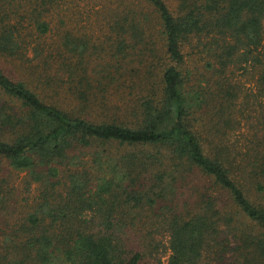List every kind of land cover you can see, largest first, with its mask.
I'll use <instances>...</instances> for the list:
<instances>
[{"label":"trees","instance_id":"obj_1","mask_svg":"<svg viewBox=\"0 0 264 264\" xmlns=\"http://www.w3.org/2000/svg\"><path fill=\"white\" fill-rule=\"evenodd\" d=\"M140 1L168 60L151 78L146 12L114 11L115 56L89 68L86 42L67 33L53 51L27 47L0 0V56L26 74L0 68V264H161L154 245L130 238L152 221L165 233L166 264L207 255L208 264H264V0ZM192 40L205 60L201 81L187 83L180 66ZM234 70L253 85L240 100ZM129 82L137 92L125 97ZM111 91L129 119L106 106ZM48 92L71 106L44 100ZM96 109L110 113L86 117ZM245 125V143L230 141ZM17 189L36 192L21 211Z\"/></svg>","mask_w":264,"mask_h":264},{"label":"rangeland","instance_id":"obj_2","mask_svg":"<svg viewBox=\"0 0 264 264\" xmlns=\"http://www.w3.org/2000/svg\"><path fill=\"white\" fill-rule=\"evenodd\" d=\"M165 1L170 9L174 8L173 0ZM3 7L6 14L5 22H8V25L15 28L13 33L18 36L19 39H23L27 43V47H32V45L37 42L38 52L53 51L65 33L71 35L72 38L84 40L86 42L84 54L89 60L87 63L89 68L98 64L102 65L104 61L108 60L109 56H115L114 45L117 41V36L116 33L109 28L112 20L111 15L114 11H119L121 13L129 12V16H133V12H146L147 18L141 15V22H143L141 27L142 31L145 33L142 32V34L145 42L151 40L157 49L156 57L148 58V60H152L150 63L152 64L153 73L151 72L147 77L151 78L156 71L168 62L167 58H165L166 56L163 54L162 41L159 36V25L155 18V14L140 0H5ZM35 21H43L47 24L45 33L38 32L35 27ZM262 23L264 28V19ZM124 39L126 44H131L133 42L129 35H126ZM190 43L191 46L185 45L183 48L185 58L183 64L180 66V70L182 76L187 77V83H196L201 81L197 75L203 68L205 50L201 46H198L195 40L190 41ZM193 45L196 47H193ZM136 48L137 46L133 49L125 47L123 50L128 53H136ZM0 68H2L8 76L26 77V74L21 72L22 68L17 62L3 56H0ZM232 78L240 83L239 100L245 95L248 89L254 92L252 81H249V75H243L241 70H234ZM148 79L149 78L143 81ZM129 84L131 85V82L125 86L126 88H124L123 95L131 91L135 86L129 89ZM132 91L137 92V89ZM141 93H144V91H141ZM118 95L122 94L111 91V93L107 95L108 101L106 106L109 107L111 111H114L115 115L120 119H122V116H124L125 119H129L131 115L125 110L124 104L120 102L121 100ZM263 96L262 94V97ZM68 99L72 100L70 96L67 98L63 94H53L50 92H48L44 98V100L48 102L53 101L64 108L71 106ZM254 103H256V101L252 100L249 94L247 109H250L251 105ZM113 105H118V109L114 110L112 108ZM89 111L90 114L86 117L94 120L106 119L104 115H109L110 113V111H101L100 109H96L95 113L93 110ZM106 112L109 113L106 114ZM246 128L248 129L245 125L241 129L231 133L230 141L242 146L249 135ZM22 176L23 173L14 175V181H21L20 178ZM18 190L19 189H17L13 196L15 202L12 203V205L15 211H21L25 203H28V199L36 193L34 189H30V191L25 194L19 193ZM142 219L143 218L140 220ZM142 228L141 230L139 228V233L141 236H145L138 239L136 235H131V240H138L137 242H139L140 247H144V243L150 242L151 246L154 245L152 247L158 249L156 255L160 256L161 264H166L167 252L164 249L165 233L163 228L156 225V221H152ZM205 257L206 256H203L202 263H210V260L207 259L210 256L207 255V258ZM147 264H154V262L152 259H147Z\"/></svg>","mask_w":264,"mask_h":264}]
</instances>
